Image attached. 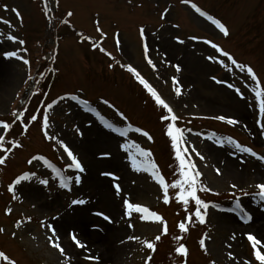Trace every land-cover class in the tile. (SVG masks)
I'll return each instance as SVG.
<instances>
[{"label": "rangeland", "instance_id": "374dc122", "mask_svg": "<svg viewBox=\"0 0 264 264\" xmlns=\"http://www.w3.org/2000/svg\"><path fill=\"white\" fill-rule=\"evenodd\" d=\"M44 3L45 0H0V4L9 6V11L0 8V17L11 24L9 26L0 21V33H3L0 36V51L26 48L27 52L21 51V54L30 60L29 69L19 60H7L0 55V120L11 121L13 109H27L25 122L33 113L38 116L37 121L29 122L26 135H20L22 126L19 122L8 133L9 139H20L23 147L16 149L6 164L0 166V227L5 229L4 233H0V250L14 258L17 264H145L148 255L152 256L150 264H176L180 258L173 255L174 248L178 243H185L190 250L188 264H209L210 260H215L216 264H243L246 258L258 264L252 257L251 244L245 233L252 232L264 242V201L257 195L259 190L256 187L264 183V161L236 149L235 143L228 142L231 138L245 147H252L258 155H264V133L258 124V107L251 92L254 84L204 40L220 45L237 61L250 64L264 81V0H187L186 3L183 0H60L58 7L55 0H48L53 22H49L44 14ZM193 5L224 23L230 34L224 36L211 21L200 16ZM11 8L21 12L22 22ZM165 9L168 11L161 19ZM67 11H72L74 15L68 18ZM97 13L101 28L107 33L103 39L96 31ZM198 18L211 28L201 24ZM61 19H69L70 24L60 23ZM141 25L148 35L149 55L157 66L155 69L144 57L138 32ZM117 30L121 41L119 48L115 41ZM79 33H83L84 37ZM8 35L23 39L25 44L9 41ZM177 36L184 41L183 44L175 39ZM193 36L201 39L192 40ZM94 42L97 44L95 49L92 47ZM101 46L115 60L101 52ZM210 55L217 59L208 60ZM165 60L170 63H165ZM219 60L224 63H219ZM110 63L115 66L109 68ZM129 64L170 102L181 117L179 123L182 127L203 134H189L188 138L206 157L204 161L198 157L194 159L204 173L203 183L213 191L199 193L209 203L206 223L201 224L193 218L186 233H181L177 227L178 222L185 218L184 208L175 199L165 204L159 186L149 174L136 173L131 169L128 159L130 152L123 148L125 144L135 143L150 149L166 180L172 182L177 178V162L169 138L164 134V124L159 119L161 109L134 75L126 67H121ZM176 64L181 66L179 73L173 67ZM29 74L32 80L27 79ZM173 76L182 85L179 96L174 90ZM212 77H216V80ZM228 84L239 88L245 98L241 99ZM65 94L78 95L89 103L86 106L72 100L59 101L49 110V134L63 139L84 163L76 146L87 139L95 140L97 132L109 133L115 138L116 151L124 167V170L100 167L87 184L86 172L83 183L74 185L70 192L60 188L58 178L44 160L28 163L33 156H40L64 170L70 162L55 140L45 137L41 127L46 104L59 100ZM102 99H107L115 107L103 104ZM88 107L96 111H88ZM117 109L128 118L126 121L119 116ZM216 115L234 117L241 123L229 125L212 119ZM100 117L116 127L123 128L130 124L132 128H141L149 132L153 140L149 141L137 132L122 137L106 128ZM218 139H223L225 143L217 144ZM100 151L110 150L97 148L93 153L94 158L101 160L98 155ZM227 162H233L232 173L235 176L224 173L223 167ZM215 167H219L222 174L217 175ZM107 169L117 171L122 178V187L132 193L133 200L160 213L167 222L169 233L157 243L155 253L125 238L135 232L142 239L151 240L159 234L158 229H162V225L136 219L135 229L127 226L129 221L123 216L121 198L113 196L110 178L99 175L101 170ZM125 170L130 175L127 178L123 176ZM25 172L36 175L17 186V194L22 196V201H13L7 186ZM65 175L74 176V172L67 170ZM42 179L49 181L47 187L39 183ZM103 179L106 180L105 184L101 182ZM133 179L136 180L135 184L132 183ZM232 184L238 186L235 196ZM106 189L117 201L114 211L100 202L101 194ZM240 189L249 195H241ZM174 193L175 190H171L170 195L174 196ZM80 196L88 198L90 203L80 206L82 211H66L70 200ZM236 197L252 216L251 222L246 223L236 212L230 211ZM213 204L219 207H212ZM6 207L13 208L10 215L5 214ZM189 210L194 211V204L189 205ZM58 211L62 213L61 218L53 220ZM94 211L110 215L113 223L92 215ZM231 214L237 226L241 225L236 230L224 224V215ZM28 216L32 217L31 221L17 229L15 222ZM255 219L260 230L249 227ZM42 220L58 228L67 257H60L49 246L46 240L48 231L42 226ZM93 224H99L103 230H94L91 227ZM14 231L17 232L16 238L11 236ZM73 231L79 232L90 251L75 247L69 237ZM233 233L236 235L234 240ZM174 235H181L183 239L175 241L172 239ZM201 238H205L209 248L207 255L200 247ZM121 239H125V243H120ZM117 249L121 251L115 258ZM229 252L235 255V260L229 259ZM87 255L99 256L100 259L88 260L85 259ZM0 264L6 262L0 261Z\"/></svg>", "mask_w": 264, "mask_h": 264}, {"label": "snow or ice", "instance_id": "6c2138e0", "mask_svg": "<svg viewBox=\"0 0 264 264\" xmlns=\"http://www.w3.org/2000/svg\"><path fill=\"white\" fill-rule=\"evenodd\" d=\"M60 0H55L56 6H59ZM131 2V0H129ZM183 2H187V0H183ZM195 11L200 14V16L206 17L207 20L211 21L219 30L223 33L224 36H228L229 28L222 23L220 20L214 18L213 16L209 15L207 12L202 11L199 7H196ZM0 8H2L4 11H9V6L7 4H0ZM11 11L15 13V16L22 22V14L17 8H11ZM168 9H165L163 13H161V19L165 18V15L167 13ZM52 12V8L48 4V0H45L44 3V14L48 18L49 22H53L54 17L50 15ZM74 15L72 11H67L66 16L68 18H71ZM97 18L95 20L96 25V31L100 33L101 38H105L107 36V33H105L100 25L99 20V13L96 14ZM0 21H2L4 24L11 26L10 21L7 19H4L3 17H0ZM60 23L62 24H70L69 19H61ZM178 27V25H176ZM139 36L142 42V48L144 57L149 65L155 69L157 66L155 63H153L152 58L149 55L150 52V46L148 43V35L146 33V29L143 25H141L138 28ZM82 38L84 37L83 33H79ZM0 36H3V33H0ZM7 39L9 41H12L14 43H18L19 45L25 44V41L23 39H18L15 35H8ZM90 39V38H89ZM175 39L183 44L184 41L180 39L179 36L175 37ZM192 40L201 39L199 37L193 36L191 37ZM115 41L117 48L120 47L121 41H120V33L117 30L115 33ZM204 43L209 44L213 49H215L221 56L226 57L231 64L239 69L240 72L245 73L247 77L250 79L252 84H254V87L251 88V92L254 94V99L256 102V105L258 107V124L260 129L262 130V133H264V81L261 80L259 77L257 71L250 65L243 62L237 61L234 56L226 51L223 47L220 45L212 42L211 40H204ZM93 49L97 47V44L94 42L92 44ZM101 52H104L106 55H108L110 58L115 60L114 57H112V54L110 52H107L105 48L102 46L99 48ZM21 51L27 52V49L22 50H5L0 51V55L4 57V59L11 60H19L23 63V65L28 66L30 69V60L27 59L24 55L21 54ZM166 56V53H165ZM208 60H215L217 59L214 56H208ZM165 63H170L169 61L165 60ZM219 63H224L223 60H219ZM118 63V62H117ZM114 64H109V68L114 67ZM121 67H126L127 70L132 73L135 77V79L141 84L144 89L150 94V96L153 98L156 106H158L161 109V114L159 116L160 121L164 124V134L169 138L171 150L173 152V156L176 164V176L177 178L174 179L172 182H168L163 175V173L160 170L159 165L155 162L153 158V152L150 149H145L143 147H140L139 145H136L135 143L128 145H123V148L125 151L130 152V155L128 156V159L130 161V167L131 169L136 173H147L149 174L150 178L154 181L155 184L159 186V190L162 192L163 196V202L165 204H170L173 199H175L176 202H178L185 210V218L178 222L177 227L181 233H186L189 231V227L193 222V218H195L196 221H198L201 224L206 223V216H207V210L209 208V203L206 202L204 199L201 198L199 193L201 191L203 192H212L213 189L205 185L202 181V177L204 173L202 172L201 168L198 167L197 161L194 159V157H198L200 161H204L206 157L198 150L197 146L189 141V134L201 136L203 134L201 133H194L191 128L182 127L179 123L181 120V117L176 113L174 110V107L168 102L166 99L162 97V95L154 88L148 80H146L141 73L133 67L131 64L129 65H121ZM175 67V70L177 73L181 71V66L179 64L173 65ZM52 71H55L53 69ZM28 80H32L33 77L29 74L27 75ZM213 80H216V77H212ZM172 83L174 86V90L177 96L182 94V85L180 84V81L176 76L172 77ZM217 83H225L224 81H217ZM247 83V82H246ZM229 88H232L235 93L241 98L244 99V93L241 92L239 88H236L233 84L227 85ZM63 100H72L77 101L81 105H88L87 100L81 99L78 95H68L65 94L64 96L59 97V100H53L51 103L46 104L43 113H42V131L46 138L49 140H55L56 145L63 150L64 153H66L69 163L66 164L65 169L61 170L58 167H55L52 165L48 160H46L43 157L40 156H33L28 163L31 164L32 160H44V163L52 169V171L55 173V176L59 180V186L62 189H66L69 192L72 190V187L79 186L83 183V174L86 173V166L84 163H82V160L78 155L75 154L74 150L65 143V141L55 134L50 135L49 134V128H50V115L49 110H52L56 104L59 103V101ZM103 104L109 105V107H115V105L110 104V102L107 99H102L101 101ZM88 111L95 112L96 110L94 108L88 107ZM27 111V109L17 110L13 109L11 112V115L13 119L11 121H5L0 120V166H3L6 164V161L8 160L10 155L14 154V151L16 149H20L23 147V143L20 139H16L15 137L9 139L8 133L11 132L14 125L19 122L22 126V131L20 132L21 136H24L28 132L29 128V122H35L38 119L37 114L33 113L28 117V122H25L24 120V113ZM117 112L119 116L123 120H127L128 118L124 115L123 112H120L117 109ZM97 116H99V113H96ZM102 123L104 126L108 129H110L112 132L118 133L122 137H127L130 132H137L142 134L143 136L147 137L149 141L153 140V137L151 134L141 128H132L130 124H126L123 128L116 127L113 123H110L108 120H105L103 117H100ZM212 119H215L217 121L226 122L229 125H236L241 123L238 119L234 117H229L226 115H216L212 117ZM210 139V137H208ZM229 143H235L236 149L247 153L253 157H257L259 160L264 161V155H258L256 151L252 147H245L241 145L238 142L233 141L231 138H229ZM217 144L223 145L225 141L223 139H218L216 141ZM131 149H135L134 152L131 151ZM99 159L106 160L110 159L113 156V153L111 151H100L99 152ZM206 166V165H205ZM72 170L74 172V176L72 175H65V171ZM215 172L217 175L222 174L221 169L219 167H215ZM36 174L34 172H25L21 175H18L11 183L8 184L7 190L9 193H11V199L13 201H22V196L18 195V189L17 186L21 185L22 181H28ZM99 175L102 177L110 178V190H113V196L114 197H120L121 198V206L123 208V216L127 218L128 227L131 229H135V220L138 219L143 222H153L158 223L162 225V229H158L159 234H156L153 239L149 240L147 238H141L140 235H136L135 232L133 234L126 236V240L129 241H136L139 243L143 248H146L151 253H155L157 249V243L161 241L162 236L167 235L169 233V228L167 225V222L164 220V217L156 212L151 210L148 206L137 202L132 199V193L127 192L120 183L121 176L117 174V171L115 169H107V170H101L99 172ZM41 185L47 187L49 184V181L47 179H42L39 182ZM133 184L136 183V180L133 179ZM258 188L257 195L259 198L264 201V183H260L256 185ZM231 188L234 190L233 196H235V190L238 188L236 184H232ZM171 190H175L174 196L170 195ZM123 193V195H122ZM241 195H249V193L244 192L242 189H240ZM90 201L88 198H85L83 196H80L78 198H73L70 200L67 210L72 211H82L83 209L80 206H84L89 204ZM194 204V211L189 210V205ZM35 207V205H33ZM212 207H219L218 205L213 204ZM232 212H236L240 219L243 221L251 222L252 216L249 214V212L245 211L244 208L241 206L239 197H236L235 205L232 209H230ZM13 212L12 207H6L5 208V214L10 215ZM92 215L102 217L103 220L108 221L109 223H113V218L106 214L105 212L101 211H94L92 212ZM62 216V213L59 211L57 214L52 217L53 220H59ZM32 219L31 216H28L26 218L18 219L15 222V227L17 229H21L27 222H30ZM41 224L43 227H45L48 231V234L46 235V240L49 244V246L53 249H55L60 257H67L68 254L66 252V249L64 246H62V240L61 236L58 232V228L45 221L42 220ZM91 227L94 230L102 231L103 229L100 227L99 224H93ZM5 229L0 227V233H4ZM247 236V240L251 244L252 248V257H254V260L258 262V264H264V242H262L261 239H258L255 234L252 232L245 233ZM12 238L17 237V232L11 233ZM70 240L74 243L75 247L77 248H83L86 251H90L87 249V244L80 238L79 232L73 231L69 233ZM125 239H121L120 243H125ZM175 241H181L183 239V236L181 235H174L172 237ZM232 239H236L235 233L232 234ZM200 247L203 250V252L207 255L209 253V248L205 243V238H201L199 241ZM231 247V245H229ZM190 254L189 248L186 246L185 243H178L177 246L174 248L173 255L176 257H179L180 259L176 261V264H188V257ZM229 259L235 260L236 257L232 252L228 253ZM85 259L88 260H96L98 261L100 258L99 256H92L87 255L85 256ZM152 259L151 255H148L145 257V264H150V261ZM0 261L6 262V264H17V261L14 258H11L4 250H0ZM209 264H216L215 260H210ZM243 264H253V260L251 258H246L243 261Z\"/></svg>", "mask_w": 264, "mask_h": 264}, {"label": "bare ground", "instance_id": "6f19581e", "mask_svg": "<svg viewBox=\"0 0 264 264\" xmlns=\"http://www.w3.org/2000/svg\"><path fill=\"white\" fill-rule=\"evenodd\" d=\"M201 24H203L205 27L207 28H211L208 24H206V22L204 20L201 19H197ZM95 132V130H94ZM102 134V136H101ZM96 135V139L95 140H84L83 142H79L80 144L77 145V153H79L81 155V157H83V162L86 166V172H88V179L85 180V184H87L89 181H92V178H94V172L96 169H99L100 167H104V166H108V167H114L117 169H122L124 170L119 158V155L116 151V147H115V138L109 134V133H95ZM97 148H106L108 150H110L113 153V156L108 159V160H98L96 159V157L94 158V150H96ZM82 159V158H81ZM233 162H227V165L225 167H223V171L224 173H226V175L228 176H235V173H232L233 171ZM125 178H127L129 175L128 170L124 171V175ZM89 180V181H88ZM105 184L106 180L103 179V181H101ZM129 189V188H128ZM136 191L134 190V193ZM100 202L101 204H105L107 206H110V208L114 211L115 208L117 207V201L114 199V197L111 195V193L109 191H107V189L105 190L104 193L101 194V198H100ZM225 216V220L226 223H224L226 226H229L230 228H233V230L239 228L240 226H237V224L235 223L234 219H233V215H224ZM94 218H91L90 220H93ZM257 219V218H256ZM256 219L254 221V223L249 226L250 228H255L260 230V226L259 224H256ZM118 250V249H117ZM115 251L114 253V257L116 258V256L120 253L121 250ZM114 252V250H113ZM116 254V255H115Z\"/></svg>", "mask_w": 264, "mask_h": 264}]
</instances>
